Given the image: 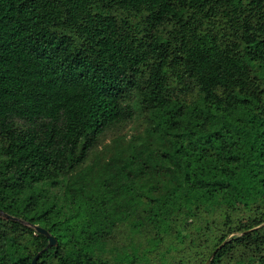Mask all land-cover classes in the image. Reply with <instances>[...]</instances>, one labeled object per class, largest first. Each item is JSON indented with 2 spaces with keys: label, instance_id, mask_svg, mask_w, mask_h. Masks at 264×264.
<instances>
[{
  "label": "trees",
  "instance_id": "1",
  "mask_svg": "<svg viewBox=\"0 0 264 264\" xmlns=\"http://www.w3.org/2000/svg\"><path fill=\"white\" fill-rule=\"evenodd\" d=\"M39 253L264 264V0H0V264Z\"/></svg>",
  "mask_w": 264,
  "mask_h": 264
},
{
  "label": "water",
  "instance_id": "2",
  "mask_svg": "<svg viewBox=\"0 0 264 264\" xmlns=\"http://www.w3.org/2000/svg\"><path fill=\"white\" fill-rule=\"evenodd\" d=\"M2 213H3V212H2ZM3 214H4L6 217H9V218H12V219H17V217H15V216L8 215V214H6V213H3ZM25 223L31 225L36 231H38V232L44 234V235L48 238V246H47L46 248L51 247V246H57V244H58L57 238H56L53 234H51V232H50L48 229H46V228H44V227H42V226H40V225L32 224V223H30V222H25ZM40 254H41V253H39L38 255H36V257H35V258L33 259V261H32V264H37V261H38V258H39V256H40ZM213 256H214V253H213V254L211 255V257L208 259L207 264L210 263L211 258H212Z\"/></svg>",
  "mask_w": 264,
  "mask_h": 264
},
{
  "label": "rangeland",
  "instance_id": "3",
  "mask_svg": "<svg viewBox=\"0 0 264 264\" xmlns=\"http://www.w3.org/2000/svg\"><path fill=\"white\" fill-rule=\"evenodd\" d=\"M106 140H108V138Z\"/></svg>",
  "mask_w": 264,
  "mask_h": 264
}]
</instances>
